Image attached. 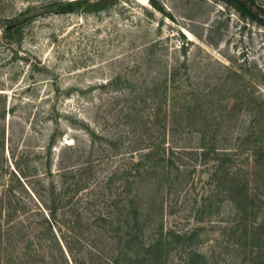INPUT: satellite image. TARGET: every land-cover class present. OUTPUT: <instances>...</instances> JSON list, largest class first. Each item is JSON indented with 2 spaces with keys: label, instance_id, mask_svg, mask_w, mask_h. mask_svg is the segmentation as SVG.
Listing matches in <instances>:
<instances>
[{
  "label": "rangeland",
  "instance_id": "1",
  "mask_svg": "<svg viewBox=\"0 0 264 264\" xmlns=\"http://www.w3.org/2000/svg\"><path fill=\"white\" fill-rule=\"evenodd\" d=\"M241 1L0 0V264H70L59 230L79 264H264Z\"/></svg>",
  "mask_w": 264,
  "mask_h": 264
},
{
  "label": "trees",
  "instance_id": "2",
  "mask_svg": "<svg viewBox=\"0 0 264 264\" xmlns=\"http://www.w3.org/2000/svg\"><path fill=\"white\" fill-rule=\"evenodd\" d=\"M229 4L233 5L239 12L240 14L244 15V16H248L251 19H255L256 18V14H254L251 10V8L243 1L241 0H226ZM43 208V206H41ZM49 213L48 214V221L50 222L51 226L54 227V230L56 231L59 230V226H56V222L53 219V215L54 212L56 211V209L52 208H48ZM58 235H56L57 237V241L59 242V246L61 247V250L63 251V254L67 257L68 261L70 264H79L77 262V260L75 259V257L72 254L71 248L68 244V242L63 238L62 232L61 230H59ZM60 235H62V239L60 237ZM111 264H116V262H112Z\"/></svg>",
  "mask_w": 264,
  "mask_h": 264
}]
</instances>
